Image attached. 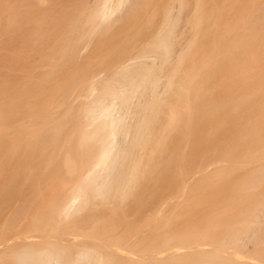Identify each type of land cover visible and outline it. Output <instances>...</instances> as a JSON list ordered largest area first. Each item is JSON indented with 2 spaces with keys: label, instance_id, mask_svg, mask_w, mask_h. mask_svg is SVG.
Listing matches in <instances>:
<instances>
[{
  "label": "bare ground",
  "instance_id": "1",
  "mask_svg": "<svg viewBox=\"0 0 264 264\" xmlns=\"http://www.w3.org/2000/svg\"><path fill=\"white\" fill-rule=\"evenodd\" d=\"M0 264H264V0H0Z\"/></svg>",
  "mask_w": 264,
  "mask_h": 264
}]
</instances>
